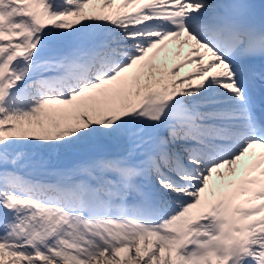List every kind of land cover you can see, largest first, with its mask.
<instances>
[{
	"label": "snow or ice",
	"instance_id": "6c2138e0",
	"mask_svg": "<svg viewBox=\"0 0 264 264\" xmlns=\"http://www.w3.org/2000/svg\"><path fill=\"white\" fill-rule=\"evenodd\" d=\"M0 264H264V0H0Z\"/></svg>",
	"mask_w": 264,
	"mask_h": 264
},
{
	"label": "bare ground",
	"instance_id": "6f19581e",
	"mask_svg": "<svg viewBox=\"0 0 264 264\" xmlns=\"http://www.w3.org/2000/svg\"><path fill=\"white\" fill-rule=\"evenodd\" d=\"M163 55V54H162Z\"/></svg>",
	"mask_w": 264,
	"mask_h": 264
}]
</instances>
